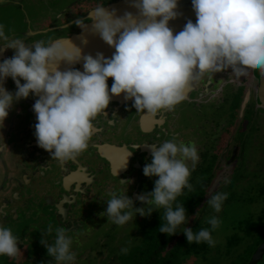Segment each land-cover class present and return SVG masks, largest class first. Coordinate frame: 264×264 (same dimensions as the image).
Returning <instances> with one entry per match:
<instances>
[{
  "label": "flooded vegetation",
  "instance_id": "1",
  "mask_svg": "<svg viewBox=\"0 0 264 264\" xmlns=\"http://www.w3.org/2000/svg\"><path fill=\"white\" fill-rule=\"evenodd\" d=\"M118 1L0 0V24L26 45L70 39L83 56L110 59L115 49L98 47L99 35L84 25L92 23L88 13L97 5L109 9ZM133 8L127 13L138 16ZM77 20L84 24L77 26ZM13 55L11 49L0 52V63ZM69 67L83 72V60L62 63L59 70ZM229 72L192 82L174 111L155 116L137 112L124 95L112 96L106 115L93 121L87 150L63 165L38 146L33 109L38 97L15 103L0 122V226L11 228L20 251L15 258L3 256L0 264H37L38 259L55 264L41 243L49 224V243L56 227L72 238L73 264H264V97L257 94L252 69L234 84L224 80ZM107 83L110 90L113 80ZM0 87L16 91L11 78L0 80ZM222 107V118L211 112ZM173 137L194 145L199 155L189 181L193 190L185 189L176 201L184 204L188 223L174 236L160 233L161 210L147 217L136 214L124 226L108 224L102 214L112 192L128 195L137 208L146 207L138 197L151 192L158 177H146L143 167L151 163L152 146ZM217 192L228 193L219 213L206 204ZM211 216L221 221L211 232L215 246L189 244L183 227L210 229L205 219ZM37 246L41 252L34 251ZM122 246L129 248L127 254L118 253Z\"/></svg>",
  "mask_w": 264,
  "mask_h": 264
},
{
  "label": "clouds",
  "instance_id": "2",
  "mask_svg": "<svg viewBox=\"0 0 264 264\" xmlns=\"http://www.w3.org/2000/svg\"><path fill=\"white\" fill-rule=\"evenodd\" d=\"M178 4L179 0H138L134 5L138 16L126 13L123 17L97 5L88 13L91 28L115 49L110 59L102 54L83 56L70 39L26 45L23 39L7 35L0 24V52H14L0 63V80L11 78L16 85L15 93L0 87V122H5L15 103L37 96L33 109L38 146L63 165L87 150L93 121L106 115L112 96L124 95L137 112L155 116L174 111L186 99L192 82L205 75L211 78L228 69L238 76L246 75L247 69H258L264 75V0H192L196 22L188 20L174 34L169 22L177 18ZM76 24L81 27L84 22L77 20ZM81 60L83 72L71 67L59 70L62 63L72 66ZM109 78L113 80L110 90ZM198 161L195 146L177 142L175 137L153 145L151 163L145 164L143 174L158 179L151 192L138 197L146 207L137 208L128 195L112 192L102 215L108 224L124 226L136 214L147 217L163 210L158 231L176 235L189 221L184 204L176 201L185 189L193 190L189 181ZM227 196L217 192L206 204L219 213ZM205 222L210 229L194 232L183 227L189 244L215 246L211 232L221 221L211 216ZM66 232L56 227L52 243L45 235L53 233V225L42 233L41 243L55 264H73L76 259L73 240ZM17 239L11 228L0 226V256L15 258L20 251ZM121 252L127 254L128 249Z\"/></svg>",
  "mask_w": 264,
  "mask_h": 264
},
{
  "label": "water",
  "instance_id": "3",
  "mask_svg": "<svg viewBox=\"0 0 264 264\" xmlns=\"http://www.w3.org/2000/svg\"><path fill=\"white\" fill-rule=\"evenodd\" d=\"M138 2V0H120L117 3L110 6L108 10L109 12H115L117 16L123 17L127 11L131 10L132 7ZM136 10L134 7L132 9ZM178 15L175 20H172L169 22V27L173 30V33H179L183 30L185 24L188 22V20H191L193 23L196 22V15L193 10L192 6V0H179L178 4ZM87 31H93L91 28V24H88L86 27ZM98 47L100 48H108L109 45H107L100 37L98 42ZM225 71H223L224 73ZM218 73L213 74L211 77L217 76ZM254 78L256 79L258 83L257 87V94L259 97H264V75H261L259 70H253ZM191 87V86H190Z\"/></svg>",
  "mask_w": 264,
  "mask_h": 264
},
{
  "label": "rangeland",
  "instance_id": "4",
  "mask_svg": "<svg viewBox=\"0 0 264 264\" xmlns=\"http://www.w3.org/2000/svg\"><path fill=\"white\" fill-rule=\"evenodd\" d=\"M228 71H230L229 72V74L227 75V76H225L224 77V80L225 81H229L230 79H231V84H234V82L235 81H239L240 80V77H238V75H236V74H233L232 73V71H231V69H228ZM232 77H233V79H232ZM213 114H215V115H217V116H219V117H223V107L221 108V109H219V110H216V111H211ZM20 239H22L21 237H19ZM24 240V239H23ZM124 241H126V239L124 240ZM117 244V243H116ZM118 246L120 245V244H117ZM29 246V245H28ZM117 246V247H118ZM31 247V246H30ZM122 248H127V247H124V246H122ZM121 248V249H122ZM34 249V251L35 252H41L40 251V249H39V247L37 246V247H34L33 248ZM85 249H87V247L85 248ZM121 249H120V251L118 250V253L119 252H121ZM128 249V252H129V248H127ZM100 250H98L97 251V254H98V252H99ZM31 252H32V255H35V253L33 252V250L31 249ZM122 253V252H121ZM4 257L3 256H0V261L3 259ZM38 260H41V261H39L37 264H42V262H44L42 259H38ZM38 260H36L34 263H36ZM129 260V263L131 262L130 261V259H128ZM6 262V261H5ZM51 262H54V261H51ZM118 263V262H117ZM198 264H203L202 263V261H198L197 262ZM197 263H194V264H197ZM80 264H103V263H98V262H88V260H87V262H82V263H80ZM105 264H107V263H105ZM118 264H120V263H118Z\"/></svg>",
  "mask_w": 264,
  "mask_h": 264
}]
</instances>
